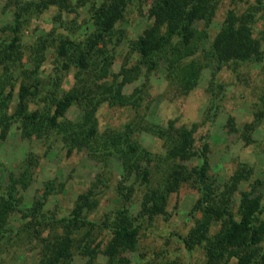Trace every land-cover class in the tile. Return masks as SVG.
<instances>
[{
  "label": "trees",
  "instance_id": "1",
  "mask_svg": "<svg viewBox=\"0 0 264 264\" xmlns=\"http://www.w3.org/2000/svg\"><path fill=\"white\" fill-rule=\"evenodd\" d=\"M128 0H6L11 9L12 24L9 26L10 39L0 43V136L5 138L11 125L16 124L23 139L32 137L48 139L50 135L59 136V140L68 154L86 149L96 158L115 159L119 165L118 182L115 194L121 203L111 219L103 222L91 221L87 212L96 205L93 189L78 196L73 209L66 216L56 218L42 212L43 203L35 202L29 207L22 205L19 189L25 188L30 180L29 167L19 174H9L7 182H0V241L9 232L5 230L8 217L14 213L21 216L24 225L40 236L38 227L49 226L58 230L53 242L47 243L42 250L41 264H67L72 258V249L77 245L79 252L93 258L95 251L91 247L94 229L104 228L110 239L101 251L105 264H135L123 255L136 249L139 236V219H152L165 215L170 194L177 192L183 185H190L199 193L193 206L194 212H200L201 218L187 236L180 238L188 250L196 245L204 249L206 264H216L232 258L238 264H247L259 254L264 262V252L260 245L264 242V197L252 196V192L240 193V205L237 216L233 215L227 203V194L216 197L214 188L208 182V147L195 144V126L176 127L173 121L165 125L134 121L118 131H109L100 135L96 118L97 107L107 102L109 105H133L122 92V87L130 79L128 70L122 69L111 81L106 80L89 86L84 75L93 71L97 80L108 75L113 57L112 51L121 44L123 37L116 34L115 25L122 19ZM90 4L89 17L78 36L54 34L56 29L65 26L54 22L52 31L39 39L35 47V70L39 69L40 51L52 40L56 65L52 75L42 91L39 77L32 76L29 85L21 84L18 102L11 115H7L11 93L4 95V89L23 55L20 50V34L26 23L36 20L49 7L58 11L73 9L70 5ZM218 0H152L149 16L151 25L135 39H128L127 46L137 57L136 67L154 69L158 61L165 59L168 70L186 92L196 87L200 75V66L195 59L184 62L199 50L203 41L208 39L207 28L213 20ZM71 7V8H70ZM264 20V0H255V5L243 13L228 11L223 24L209 42L207 56L224 65L229 62H247L261 55L260 41L253 37V25ZM203 23V28L196 26ZM53 33V34H52ZM121 41V42H120ZM109 45H111L110 48ZM43 57V56H41ZM68 68L77 70L76 84L70 90L60 94L58 84L62 81L63 71ZM88 76V75H87ZM119 77L122 79L115 80ZM214 74L210 82V92L217 87ZM222 88L221 85L218 87ZM210 93V94H211ZM262 109L259 119L264 117V92L260 96ZM72 105L82 110L78 122L66 118ZM216 103L211 104L214 109ZM142 133H148L162 141L164 153L154 156L137 139ZM136 134V138L134 135ZM48 136V137H47ZM155 165V166H154ZM159 181L153 180L154 168H162ZM238 171L232 178L231 190L243 178ZM136 187L143 189L141 212L133 214L130 206ZM229 191L226 190V192ZM232 192V191H231ZM220 222L219 230L212 236L213 223ZM86 228L85 234H79ZM42 230V229H41ZM80 237V238H79ZM252 264H261L254 260Z\"/></svg>",
  "mask_w": 264,
  "mask_h": 264
},
{
  "label": "rangeland",
  "instance_id": "2",
  "mask_svg": "<svg viewBox=\"0 0 264 264\" xmlns=\"http://www.w3.org/2000/svg\"><path fill=\"white\" fill-rule=\"evenodd\" d=\"M151 4L152 0L127 1L123 17L115 25V32L123 37V41L112 51L108 75L100 80L96 79L93 71L84 75L89 86H93L95 81L91 79L100 84L106 80L111 81L122 69L128 70L130 74L122 92L133 105H109L107 102L100 104L96 110L98 132L103 135L112 130L118 131L134 121L165 125L171 120L176 127L195 126V144L201 146L206 143L208 147L207 176L208 182L214 188V196L217 199L222 193H226L228 207L237 216L241 192L249 191L252 196L264 197V117L259 119L258 115V111L262 109L260 96L264 92V20L253 25V37L261 44L259 57L225 65L216 62L204 50L220 30L226 13L234 11L241 14L255 5V0H218L213 20L207 28L208 39L202 42L195 55L184 59V62L195 59L200 66L196 87L186 92L170 76L165 59L159 60L154 69H137V57L127 46L128 39H135L151 25ZM70 6L73 9L63 11L49 7L36 20L26 23L21 30L20 50L23 58L4 89V95L11 93L7 115H11L16 107L21 84L29 85L33 75L39 77L43 83L42 91L46 88L53 73V65H56L54 45L51 40L46 49L40 51L42 54L39 69L33 72L36 69L35 47L39 45L40 38L50 34L55 26L54 22L65 24L54 31V38L58 35L78 36L83 32V25L89 17L90 4L80 6L73 2ZM11 24V9L6 5V0H0V43L9 41ZM196 26L202 29L203 23L199 21ZM110 47L111 45L108 48ZM76 73L74 68L63 71L62 81L58 84L60 94L75 86ZM213 74L217 87L213 86L214 92L211 93L210 82ZM121 79L119 77L115 80ZM219 85L223 90L218 88ZM212 103H216L214 109H211ZM81 115V108L72 105L66 118L78 122ZM59 138L57 135H50L48 139H23L17 125H11L5 138L0 136V182L6 183L9 174L17 176L28 166L31 175L29 183L25 188L19 189L18 194L24 207L40 202L44 204L42 212L59 218L69 214L79 195L93 189L97 192V205L87 212L88 219L103 222L104 219L113 218L116 210L121 207L115 194L119 170L117 161L96 158L86 149L68 154ZM137 139L154 156L163 155L162 141L158 138L142 133ZM238 171L244 177L231 190L232 178ZM162 172L163 166L154 168V182L160 180ZM143 193V189L136 187L130 204L133 205L134 215L141 212ZM198 197L199 193L190 185H183L177 192L170 194L165 215L139 219L136 249L133 252L126 251L123 255L135 264H206L202 246L196 245L188 250L180 239L187 236L201 218L200 212L193 211ZM24 224L21 216L16 213L8 217L4 229L14 230L17 235L4 233L7 237L3 242L0 241V264H41L42 250L46 251L45 246L53 242L54 234L58 230L50 229L49 226L38 227L41 231L39 236L30 228L29 232H32L28 234V226ZM219 228L220 222L213 223L210 235ZM85 231L86 228H82L79 234H85ZM90 234L94 238L91 247L96 253L95 256L89 258L82 255L77 245L72 249V258L67 264L106 263L101 251L110 239L109 232L100 228L94 229ZM259 251L261 254L264 252V242ZM255 257L254 260L264 264L259 254ZM254 260L247 264H252ZM216 264L238 263L232 258Z\"/></svg>",
  "mask_w": 264,
  "mask_h": 264
}]
</instances>
